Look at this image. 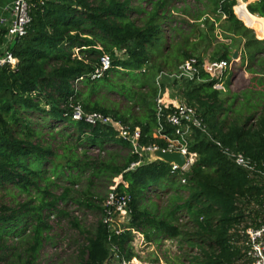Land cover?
<instances>
[{
  "label": "trees",
  "instance_id": "obj_1",
  "mask_svg": "<svg viewBox=\"0 0 264 264\" xmlns=\"http://www.w3.org/2000/svg\"><path fill=\"white\" fill-rule=\"evenodd\" d=\"M25 1V32L7 48L17 61H0V264L45 262V246L58 248L65 225L73 231L63 241L72 264L132 260L138 256L134 230L158 246L176 240L191 264H250L241 229L261 224L256 207L264 201V183L232 154L242 153L264 171V41L245 38L251 30L235 13L241 0H206L217 19L229 24L226 31L245 38L236 42L231 35L230 43L213 47L210 60H226V71L213 77L200 66L195 77L181 76L182 101L204 126L191 127L188 147L197 158L188 170L145 160L112 124L73 118L80 106L111 116L131 132L139 127L142 147L167 148L168 139L179 136L166 118L174 107L158 117L163 70L154 61L169 55L202 64L203 58L188 51L176 55L179 45L175 51L167 43L171 0ZM248 8L264 17V0ZM213 30L210 25L212 37ZM7 32L0 26V44ZM235 50L248 76L233 70L239 62ZM103 55L111 66L93 78ZM116 78L122 94L107 104L99 98L104 88L98 81ZM238 78L247 84L232 91ZM113 190L127 197L131 209L121 230L105 221ZM79 213H93L94 220L88 224ZM60 255L59 264H65Z\"/></svg>",
  "mask_w": 264,
  "mask_h": 264
},
{
  "label": "rangeland",
  "instance_id": "obj_2",
  "mask_svg": "<svg viewBox=\"0 0 264 264\" xmlns=\"http://www.w3.org/2000/svg\"><path fill=\"white\" fill-rule=\"evenodd\" d=\"M254 1L256 0H241V4L235 9L238 17L244 22L245 25H248L247 27L251 30V32L248 34V37L246 36L245 38L248 39L253 36L258 40L264 41V17L251 13L246 7V3L249 2V5ZM171 5H174V7L172 6L171 9V12H173L171 17L173 19H171V21L169 22L166 21V23H164V30L165 35L168 39L167 43L169 42L171 46L175 44L174 49L176 48L177 44L179 45L180 51L179 54L175 53L176 55H182V53L185 51L193 52L194 55L202 57L203 62L208 63L209 61H211V53L213 52V47L216 44L230 43V38L226 37H230L231 35H233L231 37H235L234 40H236V42L241 41V39L242 41L245 40V38H242L238 34H233L226 31V28L229 26V24L224 22V17H221L219 20L217 19L219 16L214 11H212V7L208 6L206 0H171L168 7L170 8ZM242 8L251 17L252 21H249L247 18L243 17L240 11V9ZM208 15L210 16V22L205 23L204 21L206 17H208ZM210 25H214L213 31L216 36L212 37L208 34L210 32ZM202 35H205L207 37L205 38ZM213 38L214 40H212ZM208 43H211V47L205 52L204 50L209 46ZM176 50L178 49L176 48L175 51ZM241 50L245 54V57L248 61L249 58L246 50L243 47ZM157 55H161V53H158ZM167 56V59H155L154 61L155 65H161L160 69L163 70L160 72L157 80L160 81L161 85L163 86L161 96L164 102L179 104L183 100L181 93L183 80L178 75L180 73L179 66L183 62H176L175 60L177 56ZM262 56H264V54ZM236 60H239V62L238 64H235L233 66V70L237 72V76L240 72L248 76L250 73L249 71H246V63L242 64V59L240 58H237ZM226 79L227 78H224V80ZM176 80L177 82H175ZM119 81L122 80L119 78L99 80L98 87L104 88L102 91L103 93H101V95H103L99 98L105 100L107 104H112V102L114 101H119V94H122V83ZM245 82H247V80H245ZM223 84H219L216 87L226 89L225 85L223 86ZM246 84L247 83H244L240 78H238L234 83L235 86L232 85L233 88L230 89L232 91H235L238 87H244ZM148 159L150 158L148 156H145V160ZM154 199L156 200V197ZM147 204L149 203L147 202ZM259 208V206L256 207V210ZM79 214L82 216L81 218H83V220H85L88 224H90L91 221L94 220L93 213H88L87 215H84V213ZM128 220L124 222L118 221L115 226L119 227L120 229H124L125 225H127ZM65 227H63V231L60 235L58 243L59 246L55 251H53V248L56 247L55 244H47L45 246L44 251L46 252V259L44 260L45 262L41 264H59L58 258L60 254H58V252H62L63 250V254L60 255L63 256V261L65 262V264H72L67 259L68 254H70L71 251L68 252L69 248L63 247V241L65 240V238L71 237L70 234H72L73 231L68 230L67 225H65ZM133 245L135 251L138 254L136 260L142 261L144 263L191 264L188 260L184 259V253L183 251H181L179 243L176 240H166L162 243L161 246H158L155 243H149L142 233L136 231L134 233ZM51 251L52 253H49ZM49 256H52L53 260L50 259ZM108 264H119L117 256L113 257Z\"/></svg>",
  "mask_w": 264,
  "mask_h": 264
},
{
  "label": "built area",
  "instance_id": "obj_3",
  "mask_svg": "<svg viewBox=\"0 0 264 264\" xmlns=\"http://www.w3.org/2000/svg\"><path fill=\"white\" fill-rule=\"evenodd\" d=\"M12 10L15 15L12 22L9 21V19L6 17H0V26L8 29V32L0 48V52L5 51L6 53L1 57V63H15L17 61V59L10 52H7V48L13 37L25 32L24 25H26V23L28 22L27 3L25 0H14L12 3ZM17 24L19 25V27H17ZM229 65L230 63H228L226 60H214L209 61L208 63L203 62L202 64H200L197 58L192 57L187 59L180 65V73L178 76L181 77L183 75H186L193 78L199 73V67L202 66L203 69L210 72L213 77H220L222 76L224 71H226ZM110 66L111 60L109 56L103 55L101 57L100 66L92 74V77H101L104 71L107 70ZM169 105L174 107V109L166 115V118L170 123L175 125L176 132L179 136L175 139L169 138L167 148H162L157 145H151L147 147L140 146L138 142L141 134L139 127L131 132L124 124L115 121L111 116L105 115L101 112L85 113L80 106H77L75 108L73 118L82 119L84 117L91 124L108 123L114 125L118 129L120 136L130 140L135 150L146 157L148 156L147 151L156 148H162L168 151L180 150L187 156V165L184 168H179L177 165L171 163L173 166V170H188L197 158V153L191 152L188 147V137L191 133V127L195 126L204 128V126L194 107L183 101H181L179 104L166 103L162 99L161 95H159L157 99L159 118H161V116L163 115L165 107H168ZM232 155L233 157H235V160L239 165L248 168L252 173L257 172L258 174H260L264 183V171L256 169V165H254L242 153H233ZM106 206L107 209L105 221L110 223L115 229L119 228L115 226V224L118 223V221L116 220L117 216L124 217L125 221H127L131 216V209L129 208L127 197L123 194H119L116 190H113L109 193L106 201ZM259 207V210H261L262 213V216L259 218V220L262 221L261 224L259 226L254 225L241 229V233H243V235L246 237V240L244 241L245 245L243 248V252L247 256V258L251 260L250 264H264V201ZM120 230H118V232ZM135 232L136 231H134V233ZM117 258L119 260V264H148L136 260L137 257L133 258L130 261L120 259L118 256Z\"/></svg>",
  "mask_w": 264,
  "mask_h": 264
},
{
  "label": "water",
  "instance_id": "obj_4",
  "mask_svg": "<svg viewBox=\"0 0 264 264\" xmlns=\"http://www.w3.org/2000/svg\"><path fill=\"white\" fill-rule=\"evenodd\" d=\"M17 27H19L18 24ZM16 42H17V37L15 38L13 45ZM232 57L233 59H237L239 57V50H235ZM147 155L149 156L151 161L162 160L168 163H173L177 165L179 168H184L187 165V156L184 152L180 150L168 151L162 148H156L147 151ZM116 220L120 222H124L125 218L122 216H117Z\"/></svg>",
  "mask_w": 264,
  "mask_h": 264
},
{
  "label": "crops",
  "instance_id": "obj_5",
  "mask_svg": "<svg viewBox=\"0 0 264 264\" xmlns=\"http://www.w3.org/2000/svg\"><path fill=\"white\" fill-rule=\"evenodd\" d=\"M14 0H0V17H6L9 19V21H13L14 19V12L12 10V3H13ZM239 3V2H238ZM249 3V2H248ZM248 3H246V7L249 10L248 8ZM251 12V11H250ZM235 13L237 14L236 12V9H235ZM252 13V12H251ZM254 14V13H253ZM255 15H259V14H255ZM260 16V15H259ZM262 17V16H261ZM248 26V25H246ZM5 28V27H3ZM6 29V28H5ZM0 48H1V44H0Z\"/></svg>",
  "mask_w": 264,
  "mask_h": 264
}]
</instances>
